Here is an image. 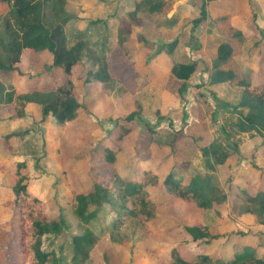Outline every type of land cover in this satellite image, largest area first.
Here are the masks:
<instances>
[{
	"label": "rangeland",
	"instance_id": "374dc122",
	"mask_svg": "<svg viewBox=\"0 0 264 264\" xmlns=\"http://www.w3.org/2000/svg\"><path fill=\"white\" fill-rule=\"evenodd\" d=\"M163 1L165 8L162 12L152 14L143 9L137 13L138 21L134 23L129 17L135 9L134 0H67L66 11L70 16L67 39L70 45L84 40L89 45L94 44L96 52L103 49L107 54L111 51L109 48L122 42L138 74L148 81L138 95L144 107L141 118L137 120V128L145 134H149L147 127L163 137L173 134L168 138L174 143L173 149L158 147L156 150L159 151H155L154 156L158 157L160 165L162 163L161 171L175 169L177 178L182 180L186 174L206 175L207 168L199 146L212 142L222 145L228 159L224 165L216 166L215 175L227 199L222 205L215 206L210 213L212 216L206 217L211 234L217 238L194 243L183 225H191L199 216L192 212L186 216L184 205L173 201L161 186L150 187L158 207L157 217L150 223V238L144 239L142 228L129 221L120 231V243L113 242L110 224L114 214L103 208L98 220L91 224L99 236L98 243L90 258L81 264H161V261L168 264L171 251L177 246H185L190 253L222 254L225 258L246 247L257 249L258 255L264 254V217L245 212V208L258 206L249 204L248 197L264 192V139L254 133L242 134L235 126L239 112H246L235 109L241 89L227 84L210 86L206 72V65L211 66L217 58L218 47L230 42L235 49L232 64L252 76V71L264 57V0H222L213 5L207 4V19L195 29L192 22L200 15L203 0H188L187 3L182 0ZM179 5L190 8L183 18L175 13ZM5 12L6 7L0 5V16ZM99 19L102 23L98 24V31L93 26L88 27L90 20ZM2 20L3 17H0V37L3 36ZM121 30L123 35H119ZM237 33L242 37L234 35ZM175 40L177 46L171 55L159 54L163 55L165 65H157L159 55L155 53L163 44ZM104 41L105 44H101ZM199 50L201 52H196ZM86 52L84 62L89 65L91 54L88 55V50ZM33 57L25 56V69H22L30 77L28 80L39 72L38 62ZM191 61L198 62L197 70L189 81L187 91L181 93L183 82L169 76L173 75L174 64ZM12 77L15 78L16 74L5 75L7 81H13ZM118 87L115 85L112 94H119ZM108 101L112 102L107 99L106 104H109ZM101 109H96L97 114L89 111L88 114L79 112L78 115L77 120L82 126L96 128L90 134L92 143L104 138L117 118L123 119L128 115L117 104L113 108ZM31 112L33 117L39 118L38 109ZM41 123L15 121L13 124L6 111H0V132L30 131L28 138L20 140L16 147L3 143L6 145L4 148L0 143V170L2 175L5 174L4 184L7 186L5 189L0 184V264H23V253L17 244L20 236L18 216L10 207L14 198L9 187L16 164L24 161L26 155L31 174L30 190L46 202V213L51 222L58 224L59 220L54 199L65 211L66 230L58 236L43 239V248L54 250L61 264H75L71 242L75 235L83 233L85 226L68 206L70 191L57 157L58 127L54 123L53 126ZM52 129L53 133L48 135ZM74 134L76 132L64 140V146L60 143V147L65 156L64 166L68 169L69 182L76 190H84L90 183L87 172L91 162L87 157L92 144L85 142L83 134L74 140ZM138 138L135 145H125L119 155L118 167L124 173L130 171L132 157L138 158L143 152L140 135ZM150 144L157 145L154 142Z\"/></svg>",
	"mask_w": 264,
	"mask_h": 264
},
{
	"label": "trees",
	"instance_id": "16d2710c",
	"mask_svg": "<svg viewBox=\"0 0 264 264\" xmlns=\"http://www.w3.org/2000/svg\"><path fill=\"white\" fill-rule=\"evenodd\" d=\"M215 1L217 0H203L200 15L192 22L193 29L206 21L207 4ZM66 4L67 0H0V5L6 7V12L0 16L3 17L1 24L3 36L0 37V106L6 105L13 110L14 113L9 118L12 121L30 124L42 122L41 124L46 123L45 125L51 124V126L54 123L58 127L57 157L60 161L61 173L70 191L68 206L79 222L85 226L83 233L75 235L71 242L74 263L81 264L88 260L98 243L99 236L91 228V224L98 220L103 208H108L114 214L110 224V238L113 242L120 243L122 239L120 231L129 221L136 222L143 230V238L149 239L150 223L156 219L158 212L149 188L160 185L173 201L181 202L186 207H193L197 215L202 217V224L183 225L184 231L194 243L216 239L217 236L211 234L206 217L212 216L210 213H213L215 206L222 205L227 199L215 175L216 166L224 165L228 159V154L220 143L212 142L199 146L207 168L206 175L186 174L182 180L177 178L178 172L175 169L169 170L163 178L151 169H143L140 174L129 177L122 175L113 167L124 151L123 144L126 137L134 131L137 120L142 116L143 107L138 97L141 91L134 97V110L123 119L117 118L107 136L90 152L91 160L99 161L108 167L106 172L101 173V179L92 180L93 182L83 192L76 190L69 182L60 141L64 137L67 125L78 119L79 112L90 113L86 105L76 97L74 70L78 66L82 67L83 75L76 80L82 81L84 85L100 84L105 96L122 98L127 89L121 79L110 74L108 57L115 48H120L125 56L129 57L122 42L116 47L109 48L111 51L108 54L103 49L96 52L95 45H89L84 40H77L70 45L66 32L70 16L66 11ZM134 5V11L129 13L134 23L138 21L137 13L142 12L143 9L153 14L162 12L165 8L163 0H134ZM101 21V19L90 20L88 27L93 26L97 29ZM119 35H123L122 30ZM234 35L242 37L238 33ZM101 44H105V41ZM176 46V40L163 44L155 54L171 55ZM28 50L36 53L49 52L52 55V64L47 66V70L53 68L61 70L64 76L63 83L54 90L19 92L13 81H7L5 78L7 74L23 75L21 62L24 53ZM87 50L88 55L91 54L89 65L84 62ZM234 52L235 49L230 42H224L218 47L217 58L212 61L211 66L206 65V72L209 74L208 84L210 86L227 84L241 89L235 109L246 112H239L235 126L242 134L254 133L264 139V85L253 84L250 73L245 74L232 64ZM197 66V61L173 65L171 70L173 75L183 82L181 93L187 91ZM115 85L119 86L118 95L112 94ZM36 109L39 111L38 119L33 117L31 112ZM147 128L150 142L156 143L159 148L173 149L174 143L168 139L173 134L163 137L152 128ZM53 130H50L48 135L52 134ZM29 133L28 129L11 132L4 136L2 141L9 145L11 139L18 138L22 141L28 138ZM236 147L234 144V148ZM25 158L24 161L16 164L12 187L14 199L10 206L18 216L20 236L17 244L23 253V264H61V259L54 250L43 248V239L58 236L66 230L65 211L60 202L54 199L59 220L58 224L51 222L46 213V202L34 195L29 188L31 174H29L28 155ZM248 203L255 205L253 207L258 206L245 208V212H253L259 218L264 217V192L259 191L256 195L249 196ZM257 251L252 247H246L242 251L234 252L230 258H225L219 254L190 253L183 246H177L171 251L168 264H264V256L258 255ZM161 264L166 263L161 261Z\"/></svg>",
	"mask_w": 264,
	"mask_h": 264
},
{
	"label": "crops",
	"instance_id": "0c3cea01",
	"mask_svg": "<svg viewBox=\"0 0 264 264\" xmlns=\"http://www.w3.org/2000/svg\"><path fill=\"white\" fill-rule=\"evenodd\" d=\"M182 1H184L185 3L189 2L188 0H182ZM221 1L222 0L210 2V3H208V5H213L217 2L220 3ZM187 9H190L188 5H186V8L185 7L181 8V6L179 5V7L175 8V13H177L181 18H183L184 14L188 13ZM196 52H201V51L199 50ZM27 54L30 56L36 57V58L33 57V60L35 62H38V68H39V72H37L38 75L33 77V79H31V80H28L30 77L26 76L24 74L25 72H23V70H22V69H25V56ZM46 59H49V60L46 62L45 61ZM108 59H109V66H110V74L123 81V85H124L125 89H127L125 95L119 99H111L110 97H107L103 94L100 84L84 85L82 81L76 80V78L83 75L82 67L80 68V66H78L74 70L75 83H76V85H75L76 97L80 102H83L86 105L88 111H90L94 114H97L96 109L102 111L101 108H104L106 110L107 107L113 108L114 104H117L122 111H124L126 114H129L130 112H132L134 110V97L137 95V93L139 91L143 90V88L147 85L148 81L145 80L144 77H142L138 74L137 70L135 69L134 63L131 61V59H128L125 56V54L123 53V51H121L120 48H115L113 50V52H111L109 54ZM51 60H52V55L47 51L41 52V53H36L34 51H31V50L26 51L23 55V59L21 62V64H22L21 71L23 72V75L18 76L16 74V77L12 78L15 86L18 89V91L19 92L31 91V90L37 91V90H42V89L54 90L60 84H62L64 81V76H63V73L61 72V70H59L57 68L47 70V66H50L52 64ZM41 62H43L42 65L40 64ZM160 63H162V64H160ZM156 64L160 65V66L165 65V60L163 58V55H159L158 62H156ZM79 68H80V70H78ZM41 70H43V71H41ZM169 78L174 79L175 81H178V82H182L172 74H171V76H169ZM251 81L255 85H257V84H263L264 85V57H262V59L260 60L259 66L256 67L252 71ZM107 99L112 100V102L108 101L109 104H106ZM142 107H144V106H142ZM2 110L6 111L9 118L14 113L13 110L9 106H6V105L0 106V111H2ZM16 122H18V121H16ZM12 123L14 124L15 121H12ZM1 126L2 125H0V127ZM84 126H82L80 124L79 120L70 122L67 125L63 139L60 141L61 146L62 145L64 146V140L66 138H69L70 134H72L73 132H76V134H74V135H76L74 137V140L79 135L83 134L82 138H85V140H86L85 142L92 144V148L89 151V152H91L92 149L95 147V145L97 143H99V141L102 140L103 138L100 139L98 142L92 143L90 141V134L96 128L95 127L94 128H88V127H84ZM137 127H139V126L136 125L134 131L126 137L124 144H123V150H124L125 145H128V146L129 145L130 146L135 145V143L137 141H139L138 136L140 135V137H141L140 147L142 148L143 152L139 155L138 158L135 156L132 157V160H133L132 164L133 165L130 167V171H127L125 173L121 171V169L118 167L119 166V157H118L117 163L113 167L116 168L118 170V172L121 171L120 173L124 176L134 177L136 174H140V172H142L143 169H151L152 171L158 173L163 178L168 170H166L165 172L163 170L161 171L160 166H162V163L160 165V161L158 160V157L154 156L155 151H157V152L159 151V150H156V148H158V145L150 146L151 145L150 144V135L145 134V132H143L141 129H138ZM140 131H141V133H140ZM7 132H8V134H10L9 131H7ZM7 132H2V131L0 132V137H1L0 143H1V145L3 144L2 138L4 136L8 135ZM19 143H20V140L18 138H13L10 140L9 145L11 147H16ZM207 144H205V145H207ZM3 145L2 146L5 148L6 145L5 144H3ZM205 145H203V146H205ZM152 153H153V155H152ZM87 160H89L91 162L89 172H87L89 175V180H90L89 182L90 183H88V186L85 187L84 190H78L79 192L85 191L90 186L91 182H93L92 180L101 179V173L106 172L108 170L107 169L108 167H106L105 165H102L101 162L91 160L90 159V153H89V156L87 157ZM0 165H1V163H0ZM4 167H5V164H3V168ZM102 167H104L105 169H103ZM15 171H16V169H15ZM1 172L2 171L0 170V184H3L5 186L4 188L7 189V186L4 184L5 174L2 175ZM14 175H15V172L13 173V178H12V182H11L12 184L11 185L9 184L11 186V187H9V190L12 193V198H14L13 197L14 196L13 191H12V187L14 185L13 182L15 180ZM160 186H158V187H160ZM151 188L154 189L156 187H151ZM162 188L164 189V187H162ZM32 193L37 196V194L35 192H32ZM179 204H182V203L179 202ZM191 212L195 213L197 215V211H195L193 209V207L184 206V213L185 214L187 213L186 216H189L191 214ZM197 216H199V215H197ZM202 223H203V219L201 216H199V218L196 222L191 223V226L192 225H199ZM219 255H222V254H219ZM261 255L264 256V254H261Z\"/></svg>",
	"mask_w": 264,
	"mask_h": 264
}]
</instances>
